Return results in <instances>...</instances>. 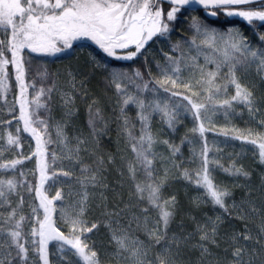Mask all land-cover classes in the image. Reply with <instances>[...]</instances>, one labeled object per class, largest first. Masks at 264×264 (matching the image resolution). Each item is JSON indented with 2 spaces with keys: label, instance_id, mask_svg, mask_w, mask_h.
<instances>
[{
  "label": "snow or ice",
  "instance_id": "1",
  "mask_svg": "<svg viewBox=\"0 0 264 264\" xmlns=\"http://www.w3.org/2000/svg\"><path fill=\"white\" fill-rule=\"evenodd\" d=\"M161 2L162 0H0V32L3 33V38H0V86L6 88L7 66L12 65L15 68V79L19 84L20 94L24 97L20 102L19 119L23 122V131L35 138L36 152L33 155L39 157V186L34 188L29 184L27 191L30 193L34 191L39 199V207H32V218L36 220V226H31L30 234L38 238L33 239L32 244L36 245L33 250L42 264H50L48 245L51 241L59 242L58 246L63 258L68 259L69 264H100L97 251L94 246H89L87 243L89 237L85 235V233L97 230L99 225L92 223L89 226L83 219L87 204L86 189L89 184L93 187L96 185L97 176L95 172L90 171L88 166L81 167V177H77V182L84 191L78 206H73L75 214H64V222L69 225V233H63L55 226L52 216L56 211L55 201H63L64 194L62 190H57L54 196L49 197L47 192L56 188L58 184H67V179L60 180L59 178H71L74 173L55 166L58 158L56 152L51 154V163H49L44 145L53 141L50 137L45 140L42 135V132L47 134L49 124L45 118L41 117L39 110L50 111L47 100L41 101V97L50 99L52 88L47 90L40 88L31 102L27 100L25 93L29 87L35 88V85L25 83L23 56L25 50L31 53L55 55L72 48L73 41L86 38L98 45L109 57L132 60L141 53L142 49H145L153 37H159L161 42L170 38V34L175 30V22L181 20L177 14L182 10L196 12L198 9L194 7L195 5H200L205 9L203 19L192 17L191 28L195 34L191 41L185 42L189 51L194 49L196 54L185 58L180 43H177L172 47V52L181 51V56L175 57L165 53V62L158 65L159 78L145 82L143 74L136 71L135 79H129H132V83L136 85L137 95L129 94L122 83L126 74L111 73L110 82L115 86L116 94L121 102L120 112L123 117L121 127L127 133L136 162L149 178L153 176V144L156 142L150 131V117L154 113H159L162 121L173 131L180 122L181 113L190 114L195 121L199 122L198 128H193L192 131H198L203 137L204 121L209 113L215 112L217 108H223L227 113L228 109L233 108L234 103H240L246 106L250 113L259 111L255 93L239 82L237 72L248 71L255 66L258 74H262V79H264V29L257 37L261 44L254 49L247 37L231 32L225 37L217 33L215 29L209 28L204 20L209 15L217 17L218 13L223 11L228 17H240L249 25H252L254 21L264 25V0H167L170 8L166 12L161 7ZM246 5H255V7H240ZM132 47H134L133 51H128L122 57L117 56V49ZM202 47L210 49L213 53H219V56L205 54L204 64H197L196 61L201 54ZM9 53L10 57L7 55ZM209 64L213 67L208 68ZM225 68L227 72L223 71ZM185 69L188 70L189 79L184 78ZM197 75L199 78L195 79L194 84L193 78ZM220 78H223L226 83H220ZM150 83L155 86L150 87ZM196 85L200 86L199 91L196 90ZM229 85L235 88V94L231 96V99H221V93H226ZM161 89L168 94V97H159ZM176 89L184 91L178 92ZM144 92L153 93L154 99L147 101L146 98H142L139 93ZM171 97H180L187 101V104L171 100ZM204 99L207 103L202 102ZM63 101L67 109L65 115L70 117L73 114L71 105L74 103V97L65 94ZM131 104L139 109L137 115L141 130L138 137L133 134L132 128L135 126L130 127L125 112ZM32 105L35 107L30 111ZM97 121L103 122L101 111L99 108L93 111L90 105L89 126L93 132L96 131ZM64 127V123L56 124V142L62 144L65 149L61 158L78 162L80 144L84 141L78 139L77 144L71 146ZM16 132V135L8 133L7 149L3 150H10L13 146L19 147L20 129L17 128ZM252 135L253 133L249 131L248 135L235 138H243L246 142L256 145L261 162H264V136L250 139ZM2 139L3 136H0V140ZM164 143L169 142L164 141ZM169 148L173 155L180 151V147L176 145L169 144ZM202 157L201 169L195 173V177L193 178L187 170L184 176L190 180L194 179L196 186L204 189L213 206L231 215L226 203V198L231 193L216 185L211 178L206 142ZM30 158L25 157V159ZM20 163L22 160L16 159L0 164V207L7 206L6 211L0 212V250L4 252V255L0 257V264H28L30 259L29 248L26 247L28 241L24 239L22 233L23 225L29 219L20 211L24 197H19L16 207H12L11 204V196L18 194L17 189L21 184L15 177L8 178L6 175L13 172ZM136 170L135 166L129 165V172L132 173L133 179ZM224 170L235 175H248L241 169ZM20 175L23 176V173L21 172ZM49 181H51L50 184H48ZM45 184H48L47 189H45ZM135 187L138 199L146 198L149 206L159 211L157 225L148 230L149 240L154 241V244L146 245L145 242L134 239L128 234L118 235V232L124 230L112 227L113 222L109 220L106 226L112 233V240L117 246L116 255L130 261L131 264H180L178 256L181 246L187 244L190 235L184 237L168 235L169 225L174 215L175 196L169 200H162L161 185L155 182L148 183L147 186L137 183ZM233 208L238 209L239 212L244 211L243 206L234 205ZM39 209L43 210L42 218ZM251 210L257 211L254 205ZM142 211L147 213L148 208ZM107 215L119 216V212L113 211ZM222 222V217L217 216L211 219L209 224L197 226L200 241L206 242L195 246L199 248L202 264L207 257L212 255L208 244L219 247L217 238ZM260 235L264 236V225L260 228ZM241 238L244 241L253 239L246 231L233 232L228 236L233 248L232 259L221 261L217 257L215 264H256L257 259L264 264V251L258 252L257 249H252L249 252L247 246L240 243ZM256 243H260L259 238ZM153 246L159 247L155 257L149 259L148 251ZM73 257L76 259H71ZM208 264H212V261H208Z\"/></svg>",
  "mask_w": 264,
  "mask_h": 264
},
{
  "label": "trees",
  "instance_id": "2",
  "mask_svg": "<svg viewBox=\"0 0 264 264\" xmlns=\"http://www.w3.org/2000/svg\"><path fill=\"white\" fill-rule=\"evenodd\" d=\"M161 7L166 12L170 5L162 1ZM241 7H255V5ZM177 15L181 17V20L175 22V30L170 34V38L164 42H161L159 37L153 38L152 42L132 60L109 57L100 48L88 42L74 43L72 48L66 49L58 57L31 53L28 50L23 53L25 83L35 85V88L29 87L25 93L27 100L31 102L40 88L46 90L52 88L50 99L41 97V101L47 100L50 111L39 110L41 117L45 118L49 124L47 134L42 132V135H44L45 140L50 137L53 141L45 144L44 148L49 163H51V154L56 152L58 158L55 166L65 170H68L66 161L61 158L62 156L59 155L57 149L54 117L58 112L54 105L53 93L63 63L72 61L74 64L71 84L72 87L75 85L72 92L75 109L68 130L71 134H76L84 140L85 149L81 155L82 161L77 167V173L81 174V167L88 166L90 171L95 172L97 176L96 185L94 187L91 185L87 191V204L83 219L87 221L89 226L92 223L99 225L97 230L92 233H85V235L89 237L87 240L89 246H94L97 251L100 264H131L123 257L116 255L117 246L112 240V233L106 226L109 220L113 222L112 227L114 228L118 227V221L126 225L132 238L143 241L146 245L154 244V241L149 240L148 230L157 225L159 211L150 207L146 198L138 199L135 187L137 183L147 186L148 183L155 182L161 185L162 200H169L175 196L174 215L169 225L168 235L179 237L190 235L187 244L181 246L178 256L180 264H202L199 248L195 246L206 242L200 241L197 226L207 225L211 219H215L217 216H221L223 220L217 238L219 247L208 244L212 255L207 257L203 264H208V261L215 264L217 257L221 261L232 259L233 248L228 236L233 232L246 231L253 237L250 241H244L242 238L240 240L241 244L247 246L249 252L252 249H257L258 252L264 251V236L260 235V228L264 225V162H261L259 149L256 145L246 142L243 138H235L236 136H246L249 131L253 133L249 137L250 139L264 136V123H261L264 121V79H262V74H258L255 66L248 71H238L237 78L244 86H246L244 79L250 80L246 87L255 93L259 111L250 113L248 108L240 103H234L233 108L228 109L227 113L225 109L217 108L215 112L209 113L208 121H204L205 132L203 137L198 131H192L193 128H198L199 122L195 121L190 114L181 113L180 122L176 125L175 131L167 127V124L162 121L161 115L154 114L150 117V131L156 141L153 144L154 159L151 178L136 162L127 133L121 127L123 121L120 112L121 102L116 94L115 86L110 82L112 72L126 74L122 83L129 94L137 95L136 85L132 83L136 71L143 74L145 82L159 78L158 65L165 62L164 54L168 53L175 57L181 56V51L172 52V47L177 43H180L185 58L196 54L194 49L189 51L185 42L191 41L195 34L191 28L192 17L203 19L204 15L201 10L196 12L182 10ZM204 23L225 37L229 32L239 33L247 37L254 49L261 44L257 37L262 33L264 25L258 21L249 25L240 17H228L223 11H220L215 19L206 18ZM0 38H3L2 32H0ZM133 50L134 48H129L125 54ZM205 54L219 56V53H213L210 49L202 47L201 54L196 61L197 64H204ZM7 55L10 57V53ZM86 57H90L97 65L90 63ZM207 67L212 68L213 65L209 64ZM223 71L227 72V69L225 68ZM7 72L6 88L0 86V136H3L0 141V164L16 159L22 160V163L18 164L13 172L6 174L8 178L15 177L21 184L17 189L18 194L11 196V204L12 207H16L19 203V197H24L20 211L29 218L22 229L23 237L28 241L26 244V247L29 248L30 259L28 264H42L33 250L36 245L32 244V240L38 238H34L30 234L31 226H36V220L32 218V207H39V199L35 196L34 191L31 193L27 191L29 184L34 188L39 186V157L32 154L35 144L29 133L23 131V122L19 119L20 102L24 97L21 96L19 84L15 79V68L8 65ZM187 73L188 70L185 69V79L190 78ZM198 78V75L193 78L194 84L195 79ZM220 83L223 84L226 81L220 78ZM149 86L155 85L150 83ZM196 90H200L199 85H196ZM176 91L183 92L184 90L176 89ZM234 94L235 88L229 85L227 92L224 93L225 98L231 99ZM139 95L146 98L147 101L154 99V94L151 92L139 93ZM159 97H168V94L161 89ZM170 99L181 104H187V101L180 97H171ZM90 105L93 111L99 108L103 117V122L97 121L95 132L89 126ZM34 107L35 105H32L29 110L31 111ZM138 111L139 109L134 104L125 109L130 127L135 126L132 128V132L137 137L141 130ZM17 128L20 129L19 147L13 146L10 150H3L7 149L8 133L11 132L16 135ZM164 141L169 143L166 144ZM205 142L208 147V159L210 161L208 167L211 178L216 185L231 193L226 198L231 215L219 207L213 206L204 189L197 187L194 179L190 180L184 176V172L187 170L194 178L195 173L201 169ZM169 144L179 146V153L173 155ZM25 157L31 158L25 159ZM130 164L137 169L134 179L132 173L129 172ZM224 169H241L248 175H235ZM21 172L23 176L20 175ZM64 178L60 177L59 179L64 180ZM50 183L51 181L48 182V184ZM48 184H45V189L48 188ZM59 189L60 184L48 191L47 194L52 197L55 195V191ZM144 195L146 197L147 193L145 192ZM64 203V200L55 201L56 211L52 220L60 231L68 234L69 225L64 222V214L69 212ZM234 205L243 206L244 211L239 212L238 209L233 208ZM253 205L257 209L255 212L251 210ZM146 207L148 212L144 213L142 210ZM6 208L7 206L0 207V212L6 211ZM113 211L127 215L128 220L124 216L123 219L115 215L111 217L107 215ZM39 214L42 218V209H39ZM70 214L74 215L75 212ZM257 238L260 240L259 244L256 243ZM58 245V241L49 242L50 264H69L68 259L63 258ZM158 247L150 248L148 251L149 259L155 257ZM256 264H261V260L257 259Z\"/></svg>",
  "mask_w": 264,
  "mask_h": 264
},
{
  "label": "rangeland",
  "instance_id": "3",
  "mask_svg": "<svg viewBox=\"0 0 264 264\" xmlns=\"http://www.w3.org/2000/svg\"><path fill=\"white\" fill-rule=\"evenodd\" d=\"M2 37H3V33H2ZM78 42H88V43H91L94 46L99 48V46L96 45L93 41H91L89 39H86V38H81L79 40L73 41V44L74 43H78ZM132 48H134V47H132ZM126 50L127 49H117L116 50L117 56H121L122 57V56L126 55L125 54ZM63 52L57 53L55 55H48V56H50V57H53V56L54 57H58ZM113 58H115V57H113ZM86 59L89 60V62L94 64L95 66L97 65L95 63V61L92 60L90 57H88V58L86 57ZM73 71H74V64H73L72 61L66 62V64H65V62L63 63V65L61 66V70L59 72V78L57 80V83L55 84L54 93H53V99H54V103H55L54 105H55V107L57 109V112H58V114L54 117L55 118V123H54L55 134H56V124L58 122L59 123H64L65 124L64 132L67 135L71 146H75L77 144V142H78V139L82 140L78 135L71 134L69 132V130H68V125L71 122L72 117L74 115V109H75L74 103L71 105V108L73 110V114L69 117V116L65 115L67 109L64 106V101H63V98L65 97V94H67L68 96H72L73 87H72V84H71L72 83L71 82V77L73 75ZM244 81L246 83L245 85L248 86L250 80L248 81L247 79H244ZM225 97L226 96L224 95V92H222L221 93V99H224ZM202 102L207 103V100L204 99V100H202ZM154 114L160 115L159 113H154ZM207 121H208V119L205 120V122H207ZM30 137H31L33 143L35 144V147L32 150V152L35 153L36 152V140H35V138L32 135H30ZM56 140H57V136H56ZM57 149H58L59 155L62 156L63 152L65 151L64 146L57 142ZM80 149H81V151L79 153L78 162L69 161L67 159H64L66 161L67 169L74 173V175L71 178H64V180L65 179L68 180V183L60 185V189H59V190H62V192L64 194V197H65L64 198V202H65L64 206H65L66 210H68L69 213H73L74 212L73 206H78V202L80 201L81 196H82L83 191H84V190L81 189L80 184L77 182V177H81V174L77 173V170H78L77 167L82 161L81 160V155L83 154L84 149H85L84 143L80 144ZM90 186H91V184H89L87 186L86 192L88 191V188ZM123 216L128 220V216L123 214V213H120L118 218L122 217L124 219ZM118 227L124 230L123 232H118L117 233L118 235L128 234L130 236V232L128 231V227L126 225H123L122 222L118 221ZM111 237H112V234H111ZM3 255H4L3 250H0V257H2Z\"/></svg>",
  "mask_w": 264,
  "mask_h": 264
},
{
  "label": "water",
  "instance_id": "4",
  "mask_svg": "<svg viewBox=\"0 0 264 264\" xmlns=\"http://www.w3.org/2000/svg\"><path fill=\"white\" fill-rule=\"evenodd\" d=\"M163 2H165V3H167V0H162ZM168 4V3H167ZM194 7H196L198 10H201L202 11V13H203V15L205 14V9L202 7V6H200V5H195ZM241 7V6H240ZM216 17H212V16H207V19H210V20H213V19H215ZM153 38H155V37H153ZM152 41H149L148 42V44H150ZM147 46V45H146ZM145 46V47H146Z\"/></svg>",
  "mask_w": 264,
  "mask_h": 264
}]
</instances>
